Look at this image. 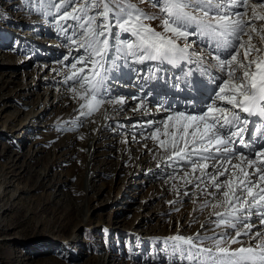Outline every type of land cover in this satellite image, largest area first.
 Masks as SVG:
<instances>
[{
	"label": "rangeland",
	"instance_id": "rangeland-1",
	"mask_svg": "<svg viewBox=\"0 0 264 264\" xmlns=\"http://www.w3.org/2000/svg\"><path fill=\"white\" fill-rule=\"evenodd\" d=\"M42 2L0 0V264H188L167 238L211 236L213 197L203 192L205 184L185 186L190 165L167 159L170 153L150 138L156 125L146 126L144 115L132 116L126 108L102 119L105 103L80 116L84 101L65 78L84 53L70 45L53 16L37 11ZM133 2L146 13L157 11L147 0ZM150 23L160 30L158 20ZM109 55L115 56L114 49ZM134 63L115 61L108 85L123 91L109 90L108 99L134 91L129 88L136 81L128 86L140 73L132 70ZM190 65L179 72L194 74L202 88L219 76L215 61ZM204 67L203 79L197 72ZM121 69L128 72L124 77ZM126 75L128 83L121 82ZM185 80L170 82L182 90ZM146 108L141 113L158 109ZM205 200L208 208H202Z\"/></svg>",
	"mask_w": 264,
	"mask_h": 264
},
{
	"label": "snow or ice",
	"instance_id": "snow-or-ice-1",
	"mask_svg": "<svg viewBox=\"0 0 264 264\" xmlns=\"http://www.w3.org/2000/svg\"><path fill=\"white\" fill-rule=\"evenodd\" d=\"M147 2L157 11L146 13L133 0H43L37 11L53 16L70 45L84 53L71 63L65 78V83L72 82L69 90L84 101L80 104L82 117L105 103H125L107 98L108 73L117 66L116 60L127 62L131 58L141 64L160 61L173 66L181 61L198 66L206 59L215 61L221 75L213 80L218 90L213 89L214 97H208L212 102L204 108L193 103L192 112H168L150 138L170 153L169 161L190 165L191 173L182 177L185 186L195 183L199 189L205 184L203 192L214 199L210 215L217 219L212 223L221 231L214 229L211 236L175 235L167 239L188 264H264V144L254 152V158L234 156L232 147L237 140L247 146L244 133L251 135L250 121L242 119L240 113L264 120V0ZM157 20L159 31L150 23ZM189 37L196 39L190 41ZM110 49L115 56L109 55ZM192 86V91L199 93L204 85L194 79ZM189 99L194 102L197 97ZM144 106L141 100L138 108ZM157 111L165 109L161 106ZM256 131L264 136V131ZM197 172L199 175L193 176ZM225 176V180L219 179ZM209 186L215 192H210ZM208 207L205 200L202 208Z\"/></svg>",
	"mask_w": 264,
	"mask_h": 264
},
{
	"label": "bare ground",
	"instance_id": "bare-ground-1",
	"mask_svg": "<svg viewBox=\"0 0 264 264\" xmlns=\"http://www.w3.org/2000/svg\"><path fill=\"white\" fill-rule=\"evenodd\" d=\"M151 63L161 64L160 61H152ZM136 65H137V68H139V72H140L138 75L137 74L135 75L136 78L134 80L136 82L134 83V85L136 87L135 88H129V89L137 90V87L141 84L142 87L145 89V93H143V91H139V93L133 91V92H129L132 95L130 94V96L129 97L127 96L125 99L124 98H120V97L116 98V99H124L125 103H123V104H107L106 109H104V110L102 109V117H103L102 119H106V117H108L110 115H113V113H112L113 110L114 111H121V110H124V109L128 108L130 110V112L132 113V116L134 115V113H136V116L141 114V115H144V117H146L147 119H149V120H147V122H145L146 126H149V122H152V126H155L159 121L164 120L168 113L165 114V116H163V115L159 114V112H157L156 110L155 111H148V112H144V113H141V112L143 110L147 109L146 107L148 105L152 104V102L154 100H156V97L160 93L166 92L167 89H170L171 92H175L177 87H182V86H180V85L178 86V84L175 85V88L174 87L172 88V86H170L171 78H170V73L168 72L167 68H165L163 70H157V71H151L150 70V72H149V68H148L149 67V62L148 61H145L142 64L141 63H136ZM187 65H190V62L181 61L175 66H173L172 64L168 63L165 67H169L171 69V72L177 73L181 69H182V71L185 70L186 69L185 66H187ZM191 66L192 65H190V67ZM132 74L134 75V73H132ZM183 75L184 76H188L189 73L188 72L187 73H183ZM124 76L125 75H123V77ZM127 77L128 76L126 75V78ZM194 77H196V76H194ZM185 84H187V88H185ZM208 84H209V86L212 89H213V86L216 85V84L213 85V82L211 81L210 77H209L206 85H208ZM192 87L193 86L191 84H189L187 82V80H185V83H184V89H186L185 93H188ZM118 89H119V87L115 88L113 86H109V90H111L112 93H118V92L120 93V92L123 91V90H118ZM142 93H143V95H140ZM177 94H179V93H177ZM212 95H210V96L214 97ZM208 97H207V102H203L202 103L203 107H205V105L207 103H211L212 102V99L209 100ZM139 98H141V99H139ZM141 100L144 101V105L145 106L142 107V108H138V104L140 103ZM132 102H136L135 105L132 106L131 105ZM180 103H181V101H179V104ZM160 104L164 107L165 111L171 109V108L168 107L169 106V102L167 100L161 101ZM160 112H162V111H160ZM164 113H166V112H164ZM193 114H196V113H193ZM101 122H103V121H101ZM141 124L142 123L134 124V125L137 126V125H141ZM97 126H104V123L101 124V125H100V123H98ZM141 128H143V127L141 126ZM253 144H258V142L253 143ZM236 148H237V145H236ZM210 166H211V162H210ZM211 171H213V170H211ZM198 175H199V173H198Z\"/></svg>",
	"mask_w": 264,
	"mask_h": 264
}]
</instances>
